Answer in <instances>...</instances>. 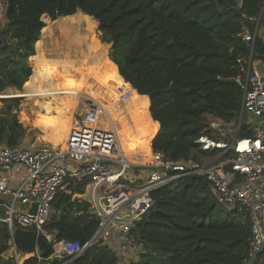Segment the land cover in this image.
<instances>
[{
	"label": "trees",
	"instance_id": "16d2710c",
	"mask_svg": "<svg viewBox=\"0 0 264 264\" xmlns=\"http://www.w3.org/2000/svg\"><path fill=\"white\" fill-rule=\"evenodd\" d=\"M5 1L7 23L0 30V96L4 98L0 101L6 103L0 105V142L16 146L25 136L26 127L19 111L15 112L20 102L12 101L13 94L31 102L67 82L76 91L91 95L81 80L61 75L48 56L49 39L83 42L92 57H101L96 65L101 78L95 90L103 91L108 107L123 92L141 104L143 123L152 127L159 122V132L151 138L155 137L152 148L166 158L201 162L202 157L217 151H205L196 142L204 133L212 135L210 119L238 121L243 101L238 78L251 54L243 34L246 29L254 30L255 22L249 17L258 15L264 0H243L241 7L236 0ZM45 14L55 21L45 25ZM98 23L101 39L107 43H101L105 52L99 54ZM35 50L32 74L29 59ZM42 55L46 56L44 62ZM253 58L264 59L263 35L256 38ZM44 67L50 79L42 77ZM110 83L114 86L108 88ZM10 87L18 91L8 92ZM123 104L121 114L131 118ZM39 120L50 133L59 125L53 114ZM125 151L127 157L136 159ZM135 170L146 178V168ZM89 182H72L58 191L44 231L54 232L59 240L81 243L94 236L100 224L98 214L89 200L73 198L84 193ZM152 196L153 206L132 227L143 247L128 264H247L252 238L247 211L240 205L228 210L205 177L184 176L156 189ZM12 240L20 253L28 254L21 263L3 255ZM54 252L42 230L17 224L11 227L0 220V264H45ZM66 259L69 256L53 258L50 264ZM66 264L122 263L110 245L99 241ZM253 264H264V250Z\"/></svg>",
	"mask_w": 264,
	"mask_h": 264
},
{
	"label": "built area",
	"instance_id": "2783aa9c",
	"mask_svg": "<svg viewBox=\"0 0 264 264\" xmlns=\"http://www.w3.org/2000/svg\"><path fill=\"white\" fill-rule=\"evenodd\" d=\"M236 2L241 7L243 0ZM249 19L255 22V28L246 29L243 34L251 54L238 78L243 101L237 128L228 134L229 123L214 117L208 123L212 135L204 133L196 139L203 150H217L216 155L219 152L213 160L207 163L174 160L152 148L151 161L133 163L127 159L107 108L92 100L94 102L85 104L83 114L79 115L78 129L71 135L66 149L48 143L1 146L0 220L9 222L11 227L17 224L42 230L55 251L58 249L69 256L61 264L70 263L88 247L114 235L120 240L121 252L136 257L143 243L131 230L153 206V191L184 176L196 175L210 182L221 204L230 209L237 205L245 208L252 228L250 256L258 251L264 246V72L255 65L253 51L256 38L262 36L264 3L258 15ZM128 98L126 92L119 95L122 103ZM101 112L110 118L111 127L102 123ZM245 127L246 134L242 135ZM16 165L27 171L26 186L10 184L5 172ZM136 168L148 170L145 179L135 172ZM85 180L90 181L87 187H91L88 200L100 218L94 236L81 243L59 240L54 232L44 231L58 191L72 182ZM10 248L12 257L21 263L23 254L13 240Z\"/></svg>",
	"mask_w": 264,
	"mask_h": 264
},
{
	"label": "rangeland",
	"instance_id": "374dc122",
	"mask_svg": "<svg viewBox=\"0 0 264 264\" xmlns=\"http://www.w3.org/2000/svg\"><path fill=\"white\" fill-rule=\"evenodd\" d=\"M6 8H7V2L5 0H0V30H2L5 27L6 23H7ZM42 20L44 21L45 25L47 24L46 21H51V22L55 21V20H52L46 14L42 17ZM260 28H261V30L263 29L261 32H262V35H264V27H260ZM41 35H42V31H41L40 37H41ZM97 36H98V39H99L100 43H99V46H98V49H97L96 52H97V54H99V53L105 52L100 47V45H101V43L103 41L101 39L102 32L100 31L99 23H98V27H97ZM94 42H96V41H94ZM46 44H47V46L49 48L48 49V56H50L52 58L53 63L57 66L58 71L61 73V75H63L64 77L73 78V79L78 80V81L81 80L80 78L82 77V75L90 77L89 81L87 83H85V85H87L89 87V92L91 93V95H89L86 92L85 93L78 92L73 87H71V85L69 83L62 82L61 86H60V89L57 90L56 92H54V97L55 98L54 97L50 98V100L53 102V108L54 109L51 106H50V108H52V110L55 111L58 114L63 112L62 113L63 118L61 117L59 125H61L63 128H65L66 125L68 126V124H66V121L64 120V117L70 111L71 116H72L71 118H72L73 122L76 124V130H77L78 129L77 120L79 118V115L83 114V112H84L83 111L84 102L89 103L91 101L93 103L94 101H92V100H94V99L97 100V97L95 96L96 93L99 94L98 98H100V99L103 98L102 96L104 95L102 90H98V91L94 90L95 89L94 86L96 85V88H98L97 86L100 83L101 75H100V72L97 70L98 68H96V65L99 64V60L101 59V57L100 56L95 57V58L92 57V54L88 50H86V48H85L86 44L83 43V42H78V43H72V42H69V41L54 42L53 40L50 41V39H49V40H47ZM104 44H107V43H104ZM35 48H36V46H35ZM109 50H110V46H109V49H108V56H109ZM35 55H36V50H35V54L33 56H31L30 59H29V64H30V66L32 68V74H33V71H34L33 66H34V57H35ZM263 61H264V59H263ZM32 74H31V76H32ZM31 76H30V78H31ZM30 78H29V80H30ZM27 82L24 83L22 90H24ZM110 84H111V86L108 87V88H111L112 86H114L113 83H110ZM41 87H42V84H40L39 88H41ZM73 90H75V92ZM47 93L48 92H46L45 94H47ZM52 93H50V95H52ZM77 93L84 94V96H82V97H85L84 100L82 101L81 107H79L80 95L77 96ZM45 96L46 95L43 94L40 97L31 100V102L29 101L28 97L12 98L13 99L12 101L19 100V102H20L18 110H15V112L19 111L20 121L26 127L25 136H24L21 144H24V143L25 144H32V143L33 144H43V143H48L44 139V132H43L42 128L36 122V115H35L36 112L39 113L38 106L35 105V101H37L38 99H40L39 102H42V101L47 102V101H49L47 99V96L46 97ZM0 97H2V96H0ZM2 98H4V97H2ZM9 101H11V99ZM117 102H119V104H118V106L116 108L114 106L113 110L116 113H118V115L123 116L121 114V112H120L121 111L120 110V105L123 104V103L119 101V97L118 96L114 99V103L113 104L117 105ZM4 103H6V102L5 101H0V105H4ZM98 103H99V101H98ZM39 105H40V103H39ZM39 107H40V110H41L42 106L40 105ZM76 113H78V115L75 118ZM121 119L119 118L117 121H120ZM239 120H240V116H239V119H238L237 122H230L229 123V127L227 129V133L228 134L229 133H233L236 130L237 124L239 123ZM141 122L143 123L142 120H141ZM103 124L105 125V123H103ZM144 125H146V124H144ZM60 130H62V129H60ZM57 131L58 130L56 129L53 133H51V135H54V133L56 134ZM153 139L151 140V142L153 141ZM149 147L151 148V144L148 145V147L146 148L145 153L148 151ZM218 154H219V152L217 153V155ZM217 155L214 154V155L204 156V157L201 158L200 161L203 162V163L210 162ZM78 197L84 198L82 194H79ZM88 197H89V195H88ZM226 208L228 210H230L229 207H226ZM11 254H12V251H11L10 248H8V250L3 253V255L5 257H12ZM33 254L35 255V253H33ZM27 256H28V254L23 255L22 259H21V262H23L24 259L27 258ZM65 257H67V256L64 255V253L62 251H59L57 249L51 257H49L48 259L45 260V264H50V259H53V258L63 259ZM65 261H67V259Z\"/></svg>",
	"mask_w": 264,
	"mask_h": 264
},
{
	"label": "crops",
	"instance_id": "0c3cea01",
	"mask_svg": "<svg viewBox=\"0 0 264 264\" xmlns=\"http://www.w3.org/2000/svg\"><path fill=\"white\" fill-rule=\"evenodd\" d=\"M254 63H255L256 66H258L264 72V61H263L262 58H255L254 59ZM36 87H38V86H36ZM87 89H89V88L85 87L84 90H87ZM7 91L13 93V92L18 91V90L13 88V87H10V88H8ZM73 91L75 92V90H73ZM50 93H52V92H50V90H49L47 94H44V95L47 96V99L49 101H47V102L42 101L43 103L39 102L40 99L35 101V105L38 106V111H39V113L36 112V114H35L36 115V122L42 128V130L44 132V139L46 140V142L50 139L51 133L48 132L47 127L45 129V128H43L41 126L39 119L42 118V117H44V118L50 117V116H52V114L59 118V122L61 120V117L63 118V116H62L63 112L58 114V113H56L55 111L52 110L53 102L50 100V98L54 97V92L52 93V95H50ZM79 95H80L79 107H81L82 101L84 100L85 97H82V96H84V94L77 93V96H79ZM140 95H142V94H140ZM95 96L97 97V100L96 99H94V100L97 101V102L99 101V104L101 106L107 108L108 112H109V108H111L112 114L110 116L113 119L114 126H115L116 131H117V133H118V135H119V137H120V139L122 141L123 147H125L124 149H127V153L128 154L129 153L133 154V156H135L136 160H142V157L145 154L146 148L150 144L152 136H154L155 134L157 135V133L159 132V128H160L159 122L157 121L158 130L156 131V133L154 135H152L150 137L139 136L136 139L132 140V139H130V136L134 135V134L136 135L138 132H142L143 133L146 130V127H145L146 125H144L141 122L139 117L138 118H129V117H123L122 118V117H120V115H118V113H116L113 110V107L115 106V108H116L118 106L119 102H117V105L116 104H111L108 107V105L106 104V101H105L103 96H102L103 98H101V99L98 98L99 94L96 93ZM15 98H17V97H15ZM149 99H150V97H149ZM39 103L42 106L41 110H40V107H39L40 106ZM85 103L86 102H84V104H83V108L85 107ZM113 103H114V101H113ZM150 105H151V103H150ZM50 106L52 108H50ZM149 110H150V107H149ZM83 111H84V109H83ZM150 113H151V111H150ZM101 114H102V115H100L101 118L100 117L99 118L101 119V121H103L102 123H105L106 126L111 127L110 118L107 115L103 114V112H101ZM77 115H78V113H76L75 118H76ZM119 118L120 119L122 118V119L120 121H117ZM66 124H68V126L66 125L64 130H65L66 134L69 136V139H70L71 135L76 131V126L73 125V124L68 123L67 121H66ZM3 144H5V143L0 142V148H1V146ZM151 148H152V143H151ZM127 159L129 161L131 160L130 157H127ZM5 173L9 177V181H10L11 185H13V186L25 185L26 186L27 171L22 166L16 165L12 170L6 171ZM90 193H91V187L88 186V187H86L85 192L82 193V195L84 197L82 199H87L88 200L90 198ZM88 195H89V197H88ZM78 196H79L78 193L74 194L73 198H77ZM78 198H80V197H78ZM105 242L108 245H110L117 252V255L119 256L120 262L122 264H126V263L128 264L129 261H132V259H134V257H131V255L123 254L121 252L120 240H119L118 236L114 235L109 240H107ZM11 256H12V254H11Z\"/></svg>",
	"mask_w": 264,
	"mask_h": 264
},
{
	"label": "bare ground",
	"instance_id": "6f19581e",
	"mask_svg": "<svg viewBox=\"0 0 264 264\" xmlns=\"http://www.w3.org/2000/svg\"><path fill=\"white\" fill-rule=\"evenodd\" d=\"M97 40L98 39L96 38L94 41H97ZM41 59H42V62H44L46 60V56L42 55ZM41 75H42V77H44L46 79H50V75H49V72H48L46 67H44L42 69ZM80 79L83 83H87L89 81L90 77L82 75V77ZM125 85H126V83L123 86H125ZM13 97L15 98L16 94H13ZM123 106L126 108L127 113L130 115L131 118H138L139 117V119H141L142 106H141V104L137 103L132 97H130L129 100L123 104ZM71 117L72 116H71V113L69 111V113H67V115L64 117V120L67 121L68 123L76 126V124L73 122ZM60 129H62V130H60ZM57 130H58L57 133L56 134L54 133V135H51L50 139L47 142L50 145L54 146L55 148L64 150L67 148L69 136L66 134L64 128L61 125H59L57 127ZM157 130H158V126H152V127L146 126V130L143 133L138 132L136 135L135 134L131 135L130 139L133 140L139 136L150 137V136L154 135ZM151 160H152V150L149 147L148 151L145 153V155H143L142 160L131 159L130 161L133 163L144 164L145 162H148Z\"/></svg>",
	"mask_w": 264,
	"mask_h": 264
},
{
	"label": "water",
	"instance_id": "95a60500",
	"mask_svg": "<svg viewBox=\"0 0 264 264\" xmlns=\"http://www.w3.org/2000/svg\"><path fill=\"white\" fill-rule=\"evenodd\" d=\"M62 17V16H60ZM36 210V204L34 205V207L32 208V211L34 212ZM264 250V246H262L258 251H256L255 253H253L250 258L247 261V264H253L255 259L257 258V256ZM42 252L38 250V255H41Z\"/></svg>",
	"mask_w": 264,
	"mask_h": 264
}]
</instances>
